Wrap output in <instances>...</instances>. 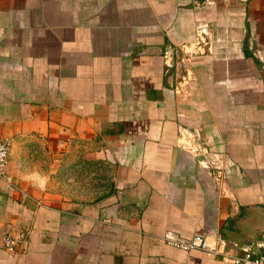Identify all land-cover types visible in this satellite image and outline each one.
Masks as SVG:
<instances>
[{"label": "crops", "instance_id": "obj_1", "mask_svg": "<svg viewBox=\"0 0 264 264\" xmlns=\"http://www.w3.org/2000/svg\"><path fill=\"white\" fill-rule=\"evenodd\" d=\"M4 139L0 264H231L166 241L194 236L261 253L264 0H0Z\"/></svg>", "mask_w": 264, "mask_h": 264}, {"label": "built area", "instance_id": "obj_2", "mask_svg": "<svg viewBox=\"0 0 264 264\" xmlns=\"http://www.w3.org/2000/svg\"><path fill=\"white\" fill-rule=\"evenodd\" d=\"M164 68L167 72L176 70L175 54L171 47H167L163 52ZM10 141L0 140V181L10 183L11 179L7 173V163L10 155ZM28 233L21 231L15 235L6 236L4 247L8 252L18 251L26 245ZM170 245L183 250H202L210 256H219L222 260L231 264H264V246L259 254H254L249 250H242L241 253H232L227 248L225 241L220 237L214 238V244L209 245L206 238L194 236L187 240L167 238Z\"/></svg>", "mask_w": 264, "mask_h": 264}, {"label": "rangeland", "instance_id": "obj_3", "mask_svg": "<svg viewBox=\"0 0 264 264\" xmlns=\"http://www.w3.org/2000/svg\"><path fill=\"white\" fill-rule=\"evenodd\" d=\"M108 174H109V167L107 165L100 164L99 168H98V175L89 178L90 179L89 182H91V188H94L95 191L103 190L108 184L106 181L108 178ZM75 185H76V182H74V180L67 182V187L69 189H71L72 192H74V191H76V189H78V185L77 186H75ZM70 199L74 200L75 197L70 196Z\"/></svg>", "mask_w": 264, "mask_h": 264}]
</instances>
